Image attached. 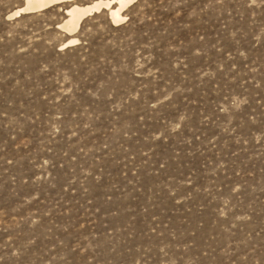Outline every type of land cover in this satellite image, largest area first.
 <instances>
[{
  "label": "rangeland",
  "instance_id": "1",
  "mask_svg": "<svg viewBox=\"0 0 264 264\" xmlns=\"http://www.w3.org/2000/svg\"><path fill=\"white\" fill-rule=\"evenodd\" d=\"M91 1L0 0V264H264V0Z\"/></svg>",
  "mask_w": 264,
  "mask_h": 264
},
{
  "label": "bare ground",
  "instance_id": "2",
  "mask_svg": "<svg viewBox=\"0 0 264 264\" xmlns=\"http://www.w3.org/2000/svg\"><path fill=\"white\" fill-rule=\"evenodd\" d=\"M63 1L65 0H22V6L14 10L11 15L19 16L21 13L40 11ZM131 1L132 0H93L85 5H70L65 11L66 18L58 25L62 31L71 36L61 44V48L78 43V39L74 37V34L77 32L83 18L87 15L98 12L101 8H104L108 11L109 19L113 23H117L124 18L121 12Z\"/></svg>",
  "mask_w": 264,
  "mask_h": 264
},
{
  "label": "water",
  "instance_id": "3",
  "mask_svg": "<svg viewBox=\"0 0 264 264\" xmlns=\"http://www.w3.org/2000/svg\"><path fill=\"white\" fill-rule=\"evenodd\" d=\"M35 12H38V11H34V12H31V13H35Z\"/></svg>",
  "mask_w": 264,
  "mask_h": 264
}]
</instances>
